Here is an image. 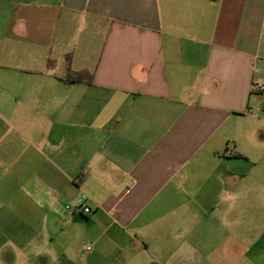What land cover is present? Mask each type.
<instances>
[{
	"label": "crops",
	"instance_id": "crops-1",
	"mask_svg": "<svg viewBox=\"0 0 264 264\" xmlns=\"http://www.w3.org/2000/svg\"><path fill=\"white\" fill-rule=\"evenodd\" d=\"M261 84L264 0H0V264H264Z\"/></svg>",
	"mask_w": 264,
	"mask_h": 264
},
{
	"label": "rangeland",
	"instance_id": "rangeland-1",
	"mask_svg": "<svg viewBox=\"0 0 264 264\" xmlns=\"http://www.w3.org/2000/svg\"><path fill=\"white\" fill-rule=\"evenodd\" d=\"M261 146L260 151L256 148V150L253 148H240L248 154L247 158L242 159V170L245 173L244 189L247 200L244 202V207L246 211L253 210L259 203L264 208V142ZM254 194H261L263 201H254L252 199Z\"/></svg>",
	"mask_w": 264,
	"mask_h": 264
},
{
	"label": "built area",
	"instance_id": "built-area-1",
	"mask_svg": "<svg viewBox=\"0 0 264 264\" xmlns=\"http://www.w3.org/2000/svg\"><path fill=\"white\" fill-rule=\"evenodd\" d=\"M256 88V85L254 86L253 85V89ZM259 88H261L262 90H264V84H261L259 86ZM67 212L70 214V215H74V214H87L90 212V208L86 205H76V206H73V207H68L67 208ZM85 249L86 250H89L90 249V246L88 244L85 245Z\"/></svg>",
	"mask_w": 264,
	"mask_h": 264
},
{
	"label": "trees",
	"instance_id": "trees-1",
	"mask_svg": "<svg viewBox=\"0 0 264 264\" xmlns=\"http://www.w3.org/2000/svg\"><path fill=\"white\" fill-rule=\"evenodd\" d=\"M66 61L68 64L69 58L66 57ZM81 73L80 72H76L75 74H72L71 71L68 69V74L62 78L61 80H63L66 83H76L81 81Z\"/></svg>",
	"mask_w": 264,
	"mask_h": 264
}]
</instances>
